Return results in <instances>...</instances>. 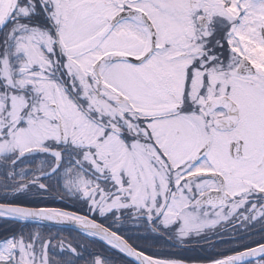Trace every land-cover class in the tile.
I'll use <instances>...</instances> for the list:
<instances>
[{
	"label": "snow or ice",
	"instance_id": "6c2138e0",
	"mask_svg": "<svg viewBox=\"0 0 264 264\" xmlns=\"http://www.w3.org/2000/svg\"><path fill=\"white\" fill-rule=\"evenodd\" d=\"M0 264H264V0H0Z\"/></svg>",
	"mask_w": 264,
	"mask_h": 264
},
{
	"label": "trees",
	"instance_id": "16d2710c",
	"mask_svg": "<svg viewBox=\"0 0 264 264\" xmlns=\"http://www.w3.org/2000/svg\"><path fill=\"white\" fill-rule=\"evenodd\" d=\"M52 206H59V204H56V205H52Z\"/></svg>",
	"mask_w": 264,
	"mask_h": 264
},
{
	"label": "flooded vegetation",
	"instance_id": "af4514ba",
	"mask_svg": "<svg viewBox=\"0 0 264 264\" xmlns=\"http://www.w3.org/2000/svg\"><path fill=\"white\" fill-rule=\"evenodd\" d=\"M52 230H53V231H55L56 229H55V228H53Z\"/></svg>",
	"mask_w": 264,
	"mask_h": 264
}]
</instances>
